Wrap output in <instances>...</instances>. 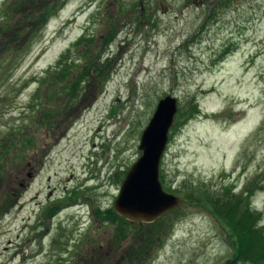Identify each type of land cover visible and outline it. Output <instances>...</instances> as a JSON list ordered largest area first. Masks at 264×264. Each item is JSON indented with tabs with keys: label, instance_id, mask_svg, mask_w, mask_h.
I'll return each instance as SVG.
<instances>
[{
	"label": "rangeland",
	"instance_id": "374dc122",
	"mask_svg": "<svg viewBox=\"0 0 264 264\" xmlns=\"http://www.w3.org/2000/svg\"><path fill=\"white\" fill-rule=\"evenodd\" d=\"M10 1L0 0V23ZM219 1L68 0L12 44L18 54L0 46V138L11 131L16 143L4 157L0 149V264H133L152 232L141 264H224L233 255L227 231L185 197L198 185L240 192L261 174L249 203L264 224V0ZM83 37L93 44L76 45ZM64 53L90 69L85 100L40 83ZM168 95L178 112L160 180L183 204L153 223H129L124 235L122 222L96 212L114 208ZM195 101L201 112L190 118ZM72 105L69 126L59 113Z\"/></svg>",
	"mask_w": 264,
	"mask_h": 264
},
{
	"label": "trees",
	"instance_id": "16d2710c",
	"mask_svg": "<svg viewBox=\"0 0 264 264\" xmlns=\"http://www.w3.org/2000/svg\"><path fill=\"white\" fill-rule=\"evenodd\" d=\"M223 1L225 0H220L219 2L226 4ZM67 2L68 0H12L8 2L5 12L3 13V20L0 23V46L2 50L5 51V54H9L12 51V44L19 39L24 36L28 38L29 33L34 32L38 25L41 26V30L46 27L49 20L57 14ZM26 3H30V7L25 8ZM18 24H20V28H18V26L15 27ZM111 39L109 38L107 40L106 46L112 41ZM93 42L94 38L83 37L78 40L76 45H92ZM21 46L22 44L19 45V47ZM13 52L14 49L12 53ZM16 54L18 53H13L12 55ZM77 61L78 60L71 58L70 53L62 54L57 62L48 69L47 75L41 77L40 83L48 86L53 85L55 87L54 94L58 92L56 89L57 87H62L72 101H79L82 96V100H85L86 94L83 93L82 83L84 78H87L88 70L90 69H88L87 66L83 71H80ZM101 62L102 61L99 59H89V63L100 70H98L99 73L104 72V70H102L104 66ZM103 88L101 90H103ZM41 107L44 117L52 114L50 109H43V106ZM77 109L78 106L76 105H72L70 110L62 109L59 113V117L69 121V126H72L77 118L75 117L78 114ZM200 112L198 101H195L191 107L190 118L199 115ZM51 123L54 122L52 121ZM10 132L11 131L0 138V149L2 148L5 151L3 152V157L9 152L10 148L15 149L16 143L13 136L9 134ZM2 161V155L0 154V172L4 170L6 166L4 161L3 163ZM163 178L164 175H161V179ZM262 180L261 174L250 184H247L240 192L234 191L232 187H225L216 191L198 185L197 187H192V191L188 192L187 197L184 196L188 200H192L195 205L206 209L227 231L226 238L232 248L233 255L224 264H264L263 212L258 209H252L249 203L255 192L262 189V187H260ZM187 184L189 185L188 182L184 183L185 186H188ZM253 186H255V188ZM164 189L172 193L171 189ZM176 211L177 209L170 213ZM96 213L98 216L100 215L99 217L103 222H122L124 235L128 233L127 226L131 222L117 214L114 208H109L105 212H103L101 208H98ZM55 214L56 213L51 214L50 218ZM157 237L158 233L156 232L148 233L144 236L145 241L141 240L137 242L138 246L133 249L134 254L132 253V256H129L128 261H131L133 264L143 263L146 256H148L153 241L156 240Z\"/></svg>",
	"mask_w": 264,
	"mask_h": 264
},
{
	"label": "water",
	"instance_id": "95a60500",
	"mask_svg": "<svg viewBox=\"0 0 264 264\" xmlns=\"http://www.w3.org/2000/svg\"><path fill=\"white\" fill-rule=\"evenodd\" d=\"M177 112V98L168 95L161 99L142 134V155L126 174L114 202L116 213L131 223H153L183 204L160 180V165Z\"/></svg>",
	"mask_w": 264,
	"mask_h": 264
}]
</instances>
